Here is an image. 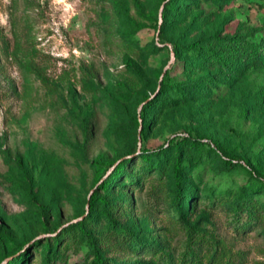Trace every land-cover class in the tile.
Returning a JSON list of instances; mask_svg holds the SVG:
<instances>
[{
    "label": "rangeland",
    "instance_id": "obj_1",
    "mask_svg": "<svg viewBox=\"0 0 264 264\" xmlns=\"http://www.w3.org/2000/svg\"><path fill=\"white\" fill-rule=\"evenodd\" d=\"M211 35L263 41L264 0H0V264H264V186L185 138L178 214L176 147L153 152L189 133L264 176V56L180 51Z\"/></svg>",
    "mask_w": 264,
    "mask_h": 264
},
{
    "label": "trees",
    "instance_id": "obj_2",
    "mask_svg": "<svg viewBox=\"0 0 264 264\" xmlns=\"http://www.w3.org/2000/svg\"><path fill=\"white\" fill-rule=\"evenodd\" d=\"M178 0H166L169 7L176 6ZM187 3H183L182 5L185 6ZM167 15L162 13V20H166ZM208 42L203 44L202 40H194L193 42L182 46L181 50H185L186 52H192L196 53L198 57L204 61L209 59H215L218 61L222 67H226L227 69L231 70L233 69V65H242V66H250L255 65L259 62L260 57L264 56V40L263 41H252L248 39H236L234 37H221L217 35H211L208 38ZM175 51V58H179V46L176 44L174 46ZM157 93L153 98L149 100L147 104H151L153 101L157 100ZM142 122L138 123V125L141 127V129H145V124L148 123L147 120H145L143 117L141 118ZM136 121V120H135ZM188 138L191 140V142L199 148H206L211 150H216L221 153L222 157L221 161L230 167H236L239 166L240 168L244 169L249 177L255 178V182L252 185V189H256L259 186H264V176L260 174L254 175V169L251 167V165L246 162V160L242 158H238L237 156L223 152L218 146L217 141L208 140L207 138H192L189 133L187 134H176L174 137H171L166 141V143L161 144V146L158 149L153 150L155 151H165L167 147L175 146L179 140ZM209 141V142H208ZM174 151V158H173V167H172V177L174 182V187L172 189V196H173V204L177 208V213L181 212L180 210V204H178L179 200L182 198V190L184 188V165H182V158H183V152L182 149L178 146H175ZM144 152L130 155L131 153H127V157H124L123 159H116L111 164L112 170L109 172L107 176L106 183L102 184V189L107 190L109 186L115 181H121L124 179L131 180L132 178L128 176L127 172L130 169L129 166L133 164L135 161H141L146 162L147 166L150 168L152 161L148 160L147 156L143 155ZM129 155V156H128ZM240 161L245 162V166L240 163ZM133 183V182H132ZM117 185H120L119 182ZM135 185V184H133ZM184 196V195H183ZM247 196L245 191L243 189L240 190L239 198L243 199L245 203L249 202V199H244ZM185 197V196H184ZM99 199H102L99 195L92 194L90 197V207L94 205V203H97ZM109 218V222L112 224L114 221H112L111 217ZM5 236H7V233L4 232ZM33 242L32 244H34ZM36 244V243H35ZM48 248L50 247V243L47 242ZM56 245V244H55ZM16 246L15 250L13 251H7L4 252L2 256H4L6 260V264H17L21 258L24 256V253L17 254L13 257V254L17 253L22 247ZM47 248V249H48ZM141 247L137 246L136 244H133V251H139ZM27 250V249H26ZM25 250V251H26ZM23 255V256H22ZM13 257V258H12ZM94 258L96 259L97 264H103L102 258L99 255H95ZM151 264L149 261H136V262H126V264Z\"/></svg>",
    "mask_w": 264,
    "mask_h": 264
}]
</instances>
